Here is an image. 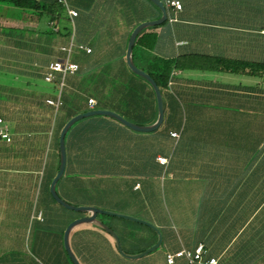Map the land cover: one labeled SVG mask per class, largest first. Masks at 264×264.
<instances>
[{"label":"crops","instance_id":"0c3cea01","mask_svg":"<svg viewBox=\"0 0 264 264\" xmlns=\"http://www.w3.org/2000/svg\"><path fill=\"white\" fill-rule=\"evenodd\" d=\"M66 1L77 16L62 6L58 29L48 23L52 35L0 5V23H11L0 25V129L10 138H0V264H72L63 234L88 213L58 204L50 184L59 133L73 114L109 110L139 126L157 119L154 94L125 52L134 28L158 20L159 8L149 0ZM178 1L182 9L164 6L166 20L142 29L131 52L138 68H168L162 124L146 133L107 116L75 123L55 185L67 204L153 224L161 244L122 256L110 232L129 256L154 245L156 233L99 214L69 232L79 264H167L166 253L198 244L217 264H264V0ZM64 24L72 31L61 35ZM62 46L78 70L46 82L48 64L66 56Z\"/></svg>","mask_w":264,"mask_h":264},{"label":"water","instance_id":"95a60500","mask_svg":"<svg viewBox=\"0 0 264 264\" xmlns=\"http://www.w3.org/2000/svg\"><path fill=\"white\" fill-rule=\"evenodd\" d=\"M149 1L152 2L155 6H157L159 8V10L161 11V17L155 21L143 22L134 28V30L132 31V33L129 36L128 45H127V49L125 52V61H126V65H127L128 69L133 74L143 78L150 85V87L154 93V97H155V101H156V107H157V119H156V121L152 125H149V126H139L137 124H134V123L126 120L124 117H122L121 115H119L113 111L95 109V110H90V111H87L84 113L76 114L73 117H71L70 119H68L67 122L62 127L60 133H59L58 147H59V154H60V163H59L58 171H57L55 177L53 178V180L50 184V194L53 197V199L58 204H60L62 207L66 208L68 210L76 211V212H87L88 213V215H86V216H83L81 218H77V219L71 221L68 224V226L66 227L64 234H63L64 248H65V251L68 255V258L70 259L72 264H79V263H78L77 259L75 258V256L73 255V253L71 252L69 245H68V235H69L71 228L74 225H77L80 223L91 222V221L95 220L97 215H99V214H105L108 216H114L117 218H122L125 220L133 221V222L147 226L148 228H150L151 230H153L156 233L157 240H156L154 245H152L151 247L147 248L145 251H143L137 255H130L129 256V255L124 254V252L121 250L120 242H119L117 235L114 232H110L111 235L113 236L114 240H115L117 251L122 256H125L128 258L142 257V256H145L146 254L150 253L151 251L157 249L159 247V245L161 244V240H162L161 233L158 230V228H156L153 224H151L147 221L132 217V216L100 210L96 207L73 206V205L67 204L66 202H64L62 199H60L58 197L56 190H55V185H56L57 181L60 179V177L62 176V174L64 172V168H65V162H66L65 144H64L65 135H66L68 129L75 122H77L81 119L87 118V117H91V116H107V117L115 119L116 121H118L119 123H121L122 125L126 126L127 128H129L131 130H134L137 132H146V133L155 131L163 122L164 112H163V100H162L161 91L159 90L157 84L154 82V80L150 77L149 74H147L146 72H144L143 70L139 69L138 67H136L134 65V63L132 61V57H131L132 47H133L135 38L138 35V33L142 29H144L148 26H153V25H158V24L163 23L167 18L166 9L160 0H149Z\"/></svg>","mask_w":264,"mask_h":264},{"label":"built area","instance_id":"2783aa9c","mask_svg":"<svg viewBox=\"0 0 264 264\" xmlns=\"http://www.w3.org/2000/svg\"><path fill=\"white\" fill-rule=\"evenodd\" d=\"M58 3H60L65 8L70 19H73L77 16V11L70 8L66 0H58ZM163 3L166 8H170L174 11H180L182 9V5L178 0H163ZM49 25L54 31L58 29V26L54 24V22H50ZM60 50L65 52L66 56L48 64L47 72L44 76V80L46 82H52L56 73L65 76L67 74H73L78 70V65L69 59V54L71 52L70 46H62L60 47ZM86 52H90V49L86 48ZM47 103L55 107H59L61 104L59 101L53 102L52 100H47ZM87 105L92 108L95 105V101L92 98H89L87 100ZM170 135L171 137H178V134L175 132H171ZM0 138L6 141L10 140L5 128L0 129ZM156 160L160 165H166L168 162L167 158L162 156L157 157ZM38 218L40 219V215H38ZM205 254V247L202 244H198L193 251L181 249L173 253H166L165 261L167 264H174L176 259H184L188 264H217L216 258L205 259Z\"/></svg>","mask_w":264,"mask_h":264},{"label":"trees","instance_id":"16d2710c","mask_svg":"<svg viewBox=\"0 0 264 264\" xmlns=\"http://www.w3.org/2000/svg\"><path fill=\"white\" fill-rule=\"evenodd\" d=\"M0 5L4 7L3 12L9 14L10 17L20 16L24 17L23 20H29L34 18L42 26L38 32L44 35L53 34V32L49 29L47 25L49 22H54L55 24H58L64 18V9L62 5L58 3V0H0ZM239 66L241 68H245L247 67V64H239ZM141 70L149 74L150 77L157 84L159 90L162 91V89L166 86L168 68H165V66L161 65L156 70H154L153 68H143ZM136 77L140 80H144L139 76ZM151 92L152 94H154L152 89ZM74 115L76 114H73L71 117H73Z\"/></svg>","mask_w":264,"mask_h":264},{"label":"rangeland","instance_id":"374dc122","mask_svg":"<svg viewBox=\"0 0 264 264\" xmlns=\"http://www.w3.org/2000/svg\"><path fill=\"white\" fill-rule=\"evenodd\" d=\"M31 20H34V18H32ZM21 24V23H20ZM20 24H18L19 26H20ZM47 24V23H46ZM0 25H5V26H8V25H11V23H8V22H4V21H2V24L0 23ZM48 25V24H47ZM31 26H36V23L35 24H32ZM49 27V26H48ZM68 30H70V31H72V28L70 27H68V26H66L65 24L64 25H61V35H63L64 33V31H68ZM71 34V33H70ZM58 35L57 34H54L53 35V37H54V40L56 39V37H57ZM137 63V62H136ZM135 76V75H134ZM136 77V76H135ZM139 79V78H138ZM140 80V79H139ZM142 82H144V84H146L149 88H151L150 86H149V84L148 83H146L144 80H141ZM85 119V118H84ZM84 119H81V120H84ZM81 120H79V121H81ZM79 121H77V122H79ZM77 122H75V123H77ZM74 123V124H75ZM73 124V125H74Z\"/></svg>","mask_w":264,"mask_h":264}]
</instances>
